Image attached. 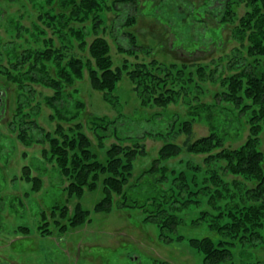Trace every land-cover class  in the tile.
<instances>
[{
    "label": "trees",
    "instance_id": "trees-1",
    "mask_svg": "<svg viewBox=\"0 0 264 264\" xmlns=\"http://www.w3.org/2000/svg\"><path fill=\"white\" fill-rule=\"evenodd\" d=\"M140 1L146 2L43 0L46 7L41 6L44 13L39 19L52 28V36L35 39L21 53L14 51L12 56L6 57L10 67L0 69L2 75L19 90V101L11 119L17 138L25 146L34 142L44 144L41 154L55 162L60 174L68 180L64 189L69 196H79L85 189H95L102 177L104 195L95 209L111 211L116 196L119 208L129 206L146 211L145 220L159 227L160 237L167 243L182 238L181 235L174 238L170 235L182 223V217L176 213L178 209L191 203L198 204L199 195H205L207 207L189 224L205 226L215 236L190 237L188 240V244L201 254L203 264H264V259L255 254L256 249L264 248V168L263 152L259 146L260 135L264 132V0H206L203 7H188L189 11L194 9L193 16L201 22L208 23L204 16L206 13L214 16V25L230 24L232 38L246 41V52L253 59L229 75L221 73L218 76L222 89L213 93L215 103L212 105L201 102V97L205 83L215 80L216 69L184 60L165 63L150 57L152 47L148 46L149 49L140 44L130 30L136 22L134 14H125L122 18L121 25L125 30L119 33L127 38L128 45L119 47L125 56L118 66H113L110 42L98 30L105 27L110 12L126 6L136 8ZM163 1L158 3L162 6ZM172 3L175 4V14L182 17L185 6L177 4L178 0H171V6ZM240 4H244L245 10L239 16ZM187 15L191 16V12ZM216 29H212L214 33ZM34 32L36 37H43L39 27ZM53 35L59 40L58 44L54 42ZM74 45L79 50L87 48L88 54L76 53ZM138 53L149 56V60L132 62L128 59V56H137ZM2 58L0 53V66ZM85 72L92 87L102 91L104 98L117 109L116 118L91 114L86 123L79 120L85 105L72 97L69 89L83 78ZM124 72L131 80L142 107L164 109L169 103L178 102L180 97L188 106V119L179 121L176 114L169 115L172 123L168 129L171 131L165 133V138L185 134L183 143L164 139L150 165L132 180L134 159L147 153L144 134L160 138L162 134L145 132L143 136L135 137L124 134L120 128L123 123L119 119L123 114L120 99L113 92ZM33 85L52 90L43 98L51 110L49 119L56 121L52 129L47 130L38 123L35 117L38 110L29 109L33 99L40 106L37 98L33 97ZM228 104L239 114L248 112L245 116L249 133L237 147L227 146L228 132L220 130L230 126L217 128L212 123L224 115L232 128L238 129L240 120H232L230 113L235 110ZM159 115L161 113L151 118ZM15 117L19 122H14ZM202 119L211 124L209 133L190 139L193 123ZM86 127L92 132L98 148H104L105 139L114 137V141L105 148V161L100 160L92 149L93 142ZM35 129L38 136L31 132ZM184 151L202 155L201 162L184 160L172 167L167 164ZM22 177L32 182L34 190L40 188L41 178L33 176L29 166L23 167ZM166 180L171 183L164 186ZM240 181L249 184L244 186ZM48 213L43 212V222L38 226L42 235L52 233L48 228L50 219L61 231L89 219V210L80 203H76L72 210L65 204L54 205ZM22 229L28 231L27 228Z\"/></svg>",
    "mask_w": 264,
    "mask_h": 264
},
{
    "label": "rangeland",
    "instance_id": "rangeland-1",
    "mask_svg": "<svg viewBox=\"0 0 264 264\" xmlns=\"http://www.w3.org/2000/svg\"><path fill=\"white\" fill-rule=\"evenodd\" d=\"M153 1H140L136 8L126 6L107 15L105 27L98 31L110 42L113 66H118L125 56L119 47L128 45L127 38L119 33L125 30L121 25L122 18L125 14H134L136 22L130 30L135 33L140 44L147 48L152 47L150 57L154 56L165 63L184 60L216 69L215 80H208L205 83L204 95L201 97V102L212 105L215 103L213 93L222 89L218 76L221 73L223 76L229 75L240 65L245 66L248 60H253L246 52L247 42L232 38L230 24L214 25L216 24L212 19L214 16L206 13L204 15L206 19L202 17L208 20V23H204L205 21L201 22L199 18L193 16L194 9L188 10L189 6L203 7L206 0H178L177 4L186 8L182 17L175 14V4L172 3L171 6V0H164L162 6L158 3L159 0ZM42 2L43 0H0V53L3 57L0 69L6 70L10 67L6 57L12 56L14 51L21 53L23 49L29 47L28 44L34 43L35 39L52 36V28L47 27L44 20L39 19L40 14L44 13L43 9H40L41 6L46 7ZM58 8L57 5L56 9ZM244 10V4H240L237 10L239 16ZM189 12L191 16L187 15ZM36 27L41 29L43 37H36L34 32ZM86 29L88 31V26ZM212 29H216L215 33ZM93 35L88 37V42ZM53 38L58 44L57 37L53 35ZM74 46L76 53L83 56L88 54L87 48L79 50L76 45ZM128 59L132 62L143 61L149 60V56L138 53L137 56H128ZM18 67L23 68L22 64H18ZM33 88L35 90L33 97L37 98L40 106L38 107L33 99L32 107L29 109L38 110L35 116L38 123L47 130L52 129L56 121L52 122L49 119L51 110L44 104L43 99L50 95L52 90L40 85H33ZM69 90L72 92V97L80 99L85 105L80 113V121L86 123L91 114L109 118L118 116L117 109L104 98L103 92L92 87L87 72ZM113 94L120 99L123 116L119 120L123 123L120 128L123 129L124 134L135 137L143 136L145 132L158 131L162 134V138L158 135L144 134L147 153L134 159L132 180L150 165L164 139L183 143L186 139L185 134L165 138V133L171 131L168 129L172 123L169 115L176 114L179 121L188 119V106L180 97L178 102H171L164 109L157 106L142 107L125 72ZM18 96L19 90L16 85L8 81L0 72V264H160L161 262L203 264L201 254L188 244V240L190 237L215 236L205 226L189 224L192 218L207 207L205 195H199L198 204L191 203L178 209L176 213L182 217V223L170 235L173 238L181 235L182 238L169 243L160 237L159 227L155 223L145 220L146 211L129 206L119 208L115 201L116 196L111 211L96 210V203L104 195L102 177L99 178L95 189H85L79 196H69L64 189L68 180L60 174L55 162H50L41 154L44 144L34 142L30 146H25L17 138L11 119L19 101ZM72 97L70 95L71 100H74ZM231 109L235 110L232 106ZM158 113L161 115L151 118ZM245 115H248V112L239 114L235 110L230 113L232 120H240L236 131L232 128L230 120L226 121L224 115L212 120L217 128H221L222 125L230 126L220 129L228 132L227 146L237 147L247 138L249 127ZM15 120L19 122L17 117L14 118V122ZM210 125L205 119L195 121L190 139L207 135ZM86 128L93 142L92 149L96 151L100 160L105 161V148L114 141V137L105 139L104 148H98L94 144L96 140L92 132ZM36 129L31 132L38 136ZM259 146L263 152L264 168V132L260 135ZM184 160L201 162L202 155L184 151L178 157L170 159L167 164L170 167L177 166ZM25 165L30 167L33 176L41 178L38 190H34L32 182L22 177ZM170 183V180H166L163 185ZM241 183L244 186L249 184L244 181ZM76 203L89 210L88 220L76 227H67L66 231H61L50 219L48 228L52 233L49 235L40 233L38 226L43 222V212L49 215L52 206L59 204H65L69 210H72ZM22 228H27L28 231L25 232ZM255 254L264 259V248L256 249Z\"/></svg>",
    "mask_w": 264,
    "mask_h": 264
},
{
    "label": "flooded vegetation",
    "instance_id": "flooded-vegetation-1",
    "mask_svg": "<svg viewBox=\"0 0 264 264\" xmlns=\"http://www.w3.org/2000/svg\"><path fill=\"white\" fill-rule=\"evenodd\" d=\"M0 101H1V98H0Z\"/></svg>",
    "mask_w": 264,
    "mask_h": 264
}]
</instances>
